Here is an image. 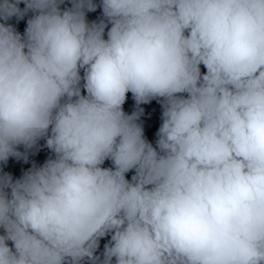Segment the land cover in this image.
Masks as SVG:
<instances>
[{"label":"clouds","instance_id":"9594fccd","mask_svg":"<svg viewBox=\"0 0 264 264\" xmlns=\"http://www.w3.org/2000/svg\"><path fill=\"white\" fill-rule=\"evenodd\" d=\"M0 264H264V0H0Z\"/></svg>","mask_w":264,"mask_h":264}]
</instances>
